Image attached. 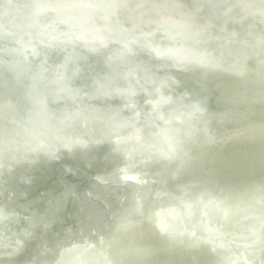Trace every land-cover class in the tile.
Here are the masks:
<instances>
[{"label":"water","instance_id":"1","mask_svg":"<svg viewBox=\"0 0 264 264\" xmlns=\"http://www.w3.org/2000/svg\"><path fill=\"white\" fill-rule=\"evenodd\" d=\"M212 1L38 0L22 16L16 10L8 12L13 10L11 0H0V14L8 19L22 17L20 20L33 31L31 34H35L30 40L8 41L2 35L10 31L0 27V40L5 41L1 42L3 48H0V59H10L19 75L26 79L31 76L34 68L38 76L46 66L33 64L34 58L46 56L51 59L54 54L59 56L56 64L44 71L41 84L63 93L69 101H75L67 107V111L71 113L68 121L71 128L80 131L70 138L59 140L55 145L45 139L44 131H37L29 140L32 145L20 156L10 158L13 163H4L0 159V175L9 172L14 162L23 159L41 158L49 164L58 154H62L65 159H74L105 149V156L118 154L117 156L132 161L128 165L136 168L138 180L116 173L113 179L115 185L119 188L132 187L134 192L144 187L146 199L151 190L156 199L149 210L151 231L162 239L163 247H183L192 251V256L184 260L185 264L205 262L204 257H197L202 249H206L207 255L209 254L206 262L224 264L227 247H232L235 251L231 253V258L230 252L227 253V264H262L256 251L263 248L264 240V188L260 190L262 186L259 184L264 181L251 179L256 184L245 180L225 183L222 179L236 172L232 168L228 169L226 164L231 159L238 160L241 151L245 152L240 158L244 165L251 161L261 162L264 158L259 154L249 155L239 146L221 153L218 144L233 139V133H220V129L215 131L203 120L188 123L189 117H192L188 112L180 117L172 115V111L167 109L178 97L183 100L184 94L181 91L173 94L172 91L165 90L168 81L163 78L161 81L159 79L155 98L152 101L148 97L142 100L146 113L137 105L140 99L138 94L133 102L126 101L118 107L112 102L124 93L117 81L124 82L128 90L145 84L144 74L138 65L146 66L157 76L171 79H176L179 73H190L193 70L210 78L231 77L223 74L228 72L239 78L245 72L229 68L241 65L245 69L246 63L252 58L258 62L259 68L264 69V8L262 10L261 7L242 5L241 0H223L226 3L225 12L239 9L251 22L237 38H234L235 29L231 27L230 36L221 39L219 27L213 18L206 22L201 19L203 12L214 10L211 7ZM240 19L233 20L231 24L238 25ZM252 23L254 26L257 24L259 30H252ZM240 40L246 46L249 42H254V47H249L253 50L247 53L246 47V50H241L236 56H227L231 61L229 58L222 60L215 57L217 50L227 52L232 47V41L238 44ZM201 43L202 47L199 45ZM191 45H199V48ZM90 56H100L115 62L136 59L137 64L126 66L122 63L120 72L105 80L101 90L96 89L100 98L85 100L80 107L76 106L81 97L79 91L65 85L82 73L76 59L84 60ZM226 62L229 64H225ZM64 70L68 73L64 74ZM262 74L264 75V71ZM170 87L173 89L174 86ZM9 102L0 104V120L4 119L6 123L15 122L13 114L17 102ZM128 109L132 111L131 116L121 120L124 111ZM75 111L77 118L73 120L72 113ZM204 148L207 150H203ZM5 150L0 146V153ZM233 151H238L237 157ZM166 166H170L171 170L164 174L167 180L164 183L161 181L162 177L157 178L156 175ZM242 167L239 166L237 170ZM181 168L188 171L176 172V169L181 171ZM220 180L230 187H220L217 184ZM96 181L104 183L105 180L96 177ZM86 186L83 183L80 188L86 190ZM49 187L52 193L57 191V188ZM45 191L39 187L32 197H28L33 204L30 208L17 207L15 211L0 217L2 262L7 263L13 258L19 261L17 255L23 251L25 239L38 222L34 219L35 209L47 208L49 198L42 204L38 202L42 200ZM60 191L61 197L69 196V189ZM7 192L11 194L14 190ZM3 199L0 200V206ZM248 200L253 203L248 204ZM141 205L142 203L138 204V210ZM253 219L258 220L257 224L241 233L229 228ZM71 222L66 221L65 225ZM25 223L26 226H23ZM143 223L144 221L140 224ZM118 251L122 249L119 248ZM177 251L173 253V258L179 260L177 254L174 256ZM248 253L252 255L249 258L246 256ZM97 259H100V264H112L107 257V250L91 246L71 254L63 263L91 264Z\"/></svg>","mask_w":264,"mask_h":264},{"label":"bare ground","instance_id":"2","mask_svg":"<svg viewBox=\"0 0 264 264\" xmlns=\"http://www.w3.org/2000/svg\"><path fill=\"white\" fill-rule=\"evenodd\" d=\"M11 1L13 10L10 9L8 12L16 10L24 16L34 1L38 0ZM241 4L254 8L261 7L262 10L264 8V1L241 0ZM225 6L226 3L223 0H213L211 7L214 10L203 12L201 19L206 22L213 18L219 27V38L229 37L232 33L231 27L235 29V31L233 30L234 38H237L239 34L244 33L245 26L249 25L251 20L243 16V11L239 9L225 12ZM21 18L8 19L0 14V27L10 31L4 33L3 38L5 37L8 41L33 39L35 34H31L33 31L20 20ZM237 18H241L238 25L231 24ZM251 27L254 31L260 28L257 24L254 26L253 23ZM1 42L5 41L0 40V48H3ZM253 43L249 42L246 46L241 43V40L238 44L236 41H232V47L227 52L221 49L217 50L215 57L222 60L227 59L238 55L241 50H246V47L247 53H249L250 50H253L249 48L254 47ZM202 44L199 45L202 47ZM199 45H191V47L199 48ZM198 48L194 50L198 51ZM41 57V59L34 58L33 64L46 65L42 74L36 76L34 68L31 71V76L26 79L19 75L10 59H0V104L8 101H10L9 103L17 102L13 114L15 122L6 123V120H0V146L6 149L0 153V159L4 163H13L10 160L12 156H20L31 146L32 142L29 140L37 131H44L45 139L52 145L80 132L71 128L68 121L71 113L67 111V107L75 101H69L63 93L51 90L41 84L44 71L56 64L60 57L56 54L52 55L51 59L46 56ZM76 61L82 73L74 76L65 86L79 91L82 99L79 97L76 106L80 105V107L85 100L100 98L96 89L101 90L105 80L115 77L120 72L122 63L126 66L137 64L136 59L115 62L105 60L100 56H90L84 60L76 59ZM225 64H229V62ZM231 64L235 65L232 62ZM246 64L247 68L245 69L241 68V65L229 68L232 71L240 69V73L245 72L239 78L234 77V74L230 72L222 73L231 77L210 78L193 70L190 73L177 74L176 79L157 76L146 66L138 65L144 74L145 84L128 90L124 82H119L114 78L124 93L112 102L118 107L126 101L133 102L135 95L138 94L140 99L137 105L146 113L147 109L142 104V100L148 97L152 101L155 98L157 84H159V79L161 81L163 78L168 81L165 90L172 91L173 94L181 91L184 94L183 100L178 97L167 109L172 111V115L180 117L188 112L192 114L188 123L203 120L209 123L210 128L215 131L220 129V133H233L235 136L233 139L218 144L221 153H227L232 148L239 146L249 155L259 154L264 158V75L262 74L264 69L259 68L258 62L253 58ZM70 66L72 67V65ZM63 73L67 74L68 72L64 70ZM170 85L174 86L173 89ZM131 113L132 111L129 109L124 111L121 120L129 118ZM76 118L77 111L72 113V119ZM203 150H207V148ZM233 153L234 156H238V151H233ZM214 154H216L215 150ZM117 155L108 154L105 156V149H99L85 157L77 156L74 159H65L62 154H58L56 159L49 164L41 158L23 159L14 162L15 164L9 172L0 175V200L6 196L7 190H14L3 199L0 206V217L19 207L29 206L30 208L31 205L33 206L28 197H32L39 187L46 190V193L38 202L42 204L49 198L47 208L44 210H40L39 207L35 209L37 217L35 216L34 219L38 222L30 236L25 239L23 251L17 255L19 261L13 258L5 263L0 258V264H65L63 261L68 260L71 254L80 252L89 246L94 249L107 250V257L112 264H185L184 260L192 256V251L183 247H163L162 239L151 231L152 220L149 210L156 200L151 190L146 199L144 187L138 188L134 192L132 187L119 188L115 185L113 179L116 173H122L137 180L139 176L136 168L128 165L132 163L131 160L123 159ZM243 155L245 152L241 151L240 158ZM240 158L236 161L232 159L227 161L226 167L232 168L236 172L228 176L223 175L222 180L225 183L245 180L256 184L255 180L264 181V160L258 163L251 161L252 163L247 164L246 162L244 165ZM239 166L243 167L237 170ZM170 170V166L163 167L156 177H162L161 181L166 183L164 174H168ZM181 171L176 169L178 173H185L188 170L181 168ZM96 177L105 180L104 183L97 182ZM83 183L87 185L86 190L80 188ZM217 184L220 187H230L228 184L221 183V180ZM259 184H261L260 190H262L264 182ZM49 186L57 188V191L52 193ZM47 187L49 189H45ZM59 189H69V196L61 197ZM54 202L56 204L53 205ZM141 203L138 210V204ZM247 203L252 204L253 201L248 200ZM34 204L36 203L34 202ZM66 221L72 222L65 225ZM143 221L144 223L141 225L140 223ZM257 222V219L242 221L229 228L235 230L236 233H241L248 227L256 225ZM22 225L26 226V223ZM119 248L122 251H118ZM177 249L179 250L177 251ZM233 250L232 247L225 249L227 253L230 252L229 258L233 256L231 254L235 252ZM175 251L177 252L174 256L177 254L179 260L173 258ZM256 252L259 262L264 264V240L263 248ZM227 253L224 257V264L228 262ZM208 255L206 249H202L197 257H204L206 262ZM246 256L249 258L248 256L252 255L248 253ZM205 262H197V264H214ZM91 264H100V259Z\"/></svg>","mask_w":264,"mask_h":264}]
</instances>
